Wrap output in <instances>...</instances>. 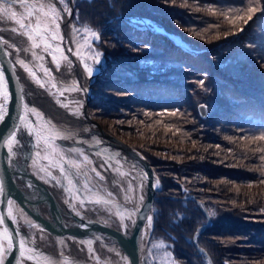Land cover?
Here are the masks:
<instances>
[{
  "label": "trees",
  "instance_id": "16d2710c",
  "mask_svg": "<svg viewBox=\"0 0 264 264\" xmlns=\"http://www.w3.org/2000/svg\"><path fill=\"white\" fill-rule=\"evenodd\" d=\"M75 8L81 25L100 30L104 69L91 114L162 181L153 235L181 264H207L193 242L207 222L199 200L212 225L198 242L215 264H264V0H75ZM140 18L166 33L136 26Z\"/></svg>",
  "mask_w": 264,
  "mask_h": 264
},
{
  "label": "bare ground",
  "instance_id": "6f19581e",
  "mask_svg": "<svg viewBox=\"0 0 264 264\" xmlns=\"http://www.w3.org/2000/svg\"><path fill=\"white\" fill-rule=\"evenodd\" d=\"M31 2L44 5L46 11L55 9V15L58 16L55 41H58L59 31L63 32L65 17L56 2L62 5L66 18H70L72 9L67 4L68 1ZM14 8L17 12L23 11L19 5ZM140 21L147 28L154 26L147 18H140ZM83 25L77 26L71 20L68 24L71 48L66 51L65 48L59 47L58 52L50 50L46 53L43 47L34 48L32 41L18 29L14 21L0 19V39L12 65L6 78L11 92L8 117L0 122V180L5 188L4 196L0 197V214L7 211L4 201L11 199V211L16 217V222L6 216L5 225L14 237L18 229L20 235L27 239L29 246L36 249L33 260H43L47 257L45 259H51L49 264H75L68 263V259L80 260L85 257V264H142L141 252L138 251L136 256L134 254L138 248L141 249L139 214L142 204L136 196L134 179L130 176L131 162L112 156L103 158L79 148L57 147L66 161L75 160L80 164V168L76 169L65 163L66 172L63 174L58 168H50L52 176H55L53 180L51 177L42 178V174L38 172L39 164H46V161L38 160L37 165L33 166L32 161L37 150L32 147L30 138L34 137L22 129L16 133L19 143L13 146L14 155H10L7 150L6 140L9 134L14 127H19L21 95L29 107L49 118L62 120L71 126L80 123L81 108L77 102L81 101L84 92L79 89H84V84H89L96 74H100V67L98 68V64L90 57V49L95 47L98 40L92 36L94 31L88 25ZM154 29L166 33L160 27L155 26ZM174 39L177 40L176 37ZM53 54L57 57L56 61L52 59ZM69 55L80 64V78L73 69ZM41 56L42 60L39 58ZM21 60L35 73V78L19 63ZM85 63L93 68L91 77L87 73ZM36 64H41L43 69H47L53 81L42 79ZM16 78L20 79L21 85ZM36 78L40 83L36 82ZM79 82L83 84L82 88H77ZM53 84L56 85L55 88ZM32 119L35 122V119ZM45 127H49L47 123ZM51 130L57 133L53 127ZM68 136L71 137L70 134ZM66 141L76 143L71 142V139ZM73 149L78 151L74 152ZM81 153L88 157L87 161ZM69 179L72 184L68 183ZM96 190H102L105 195L115 197L120 203H106L103 196L96 194ZM97 200L101 202L97 203ZM74 207L86 217L77 214L73 210ZM129 213H132V219H128ZM121 215L125 216L123 221ZM98 236L101 237L100 240ZM154 244L155 241L151 237L147 248L149 264L153 263L152 249L157 248ZM14 245L16 246L6 260L10 263H15L18 257V238L14 239ZM27 261L24 264H31Z\"/></svg>",
  "mask_w": 264,
  "mask_h": 264
},
{
  "label": "snow or ice",
  "instance_id": "6c2138e0",
  "mask_svg": "<svg viewBox=\"0 0 264 264\" xmlns=\"http://www.w3.org/2000/svg\"><path fill=\"white\" fill-rule=\"evenodd\" d=\"M63 2V0H61ZM15 5H19L22 12H17L14 8ZM256 9L253 7H249L248 12L251 14L255 12ZM7 18L8 20L14 21V23L18 26V29L24 34L27 35L28 38L32 41V45L34 48L43 47L44 52H49L52 50L53 52L59 51V46H57L53 50V45L49 43L51 40H55L57 38L56 28V20L58 16L55 15V9L50 8L49 10H45V6L42 4H37L35 2H31V0H0V19ZM234 20H242L243 16H237L233 18ZM248 19H251V15L248 16ZM231 33L225 32L224 35L227 37ZM198 35V34H197ZM92 36L95 39H99V34L93 32ZM219 35L217 34V37ZM35 55V53H34ZM79 55V53H77ZM102 53L94 52L91 59L96 63H100V58ZM41 60L43 57H39ZM83 59V57H81ZM53 61H56L57 57L55 54L52 55ZM19 63L28 69V65L24 63L23 60L19 61ZM85 68L89 77L93 74V68L90 67L87 63H85ZM45 76H49L50 73L47 69H44ZM31 75L35 78V73L31 72ZM36 82L40 83V80L36 78ZM203 85L204 81L200 82ZM43 86V84H41ZM53 88L56 87L55 84L52 85ZM80 91H85L84 89H79ZM11 101V93L8 89V82L5 78V73L3 69H0V122H3L6 117H8V106ZM21 102V115L18 117L19 127H14L12 129V133L9 134V137L6 140L7 150L10 155H14L13 146L19 143L17 139L16 133L19 130H23L32 137H34V142L37 146V151L35 152V159L32 161L33 166L37 165V161H46L47 163H40L38 166V172L42 174V178L51 177L53 180L55 176H52L50 168H58L60 173H65V163L70 164L72 167L79 169L80 164L75 160H65L62 152L58 150L54 141L59 136L58 133H54L50 127H45V121H43L42 115L35 109L29 107L26 103H24L23 96L20 97ZM80 102H77L79 105ZM147 115V113H146ZM163 115V113H161ZM170 115L175 116L176 112L170 113ZM31 117V118H30ZM35 122H33V119ZM225 139H231L230 137H225ZM247 139V137H244ZM259 139H264V136L259 137ZM219 147V146H217ZM72 151H78L77 149H73ZM83 155V153H81ZM84 160H88L86 155H83ZM264 160V157H261ZM99 175V174H98ZM145 177H141V183L136 187L137 189H142L143 179ZM153 187H159V181L155 177H153ZM69 184H72V180H68ZM87 187V186H86ZM5 188L4 183L0 180V197L4 196ZM143 195L139 196V200L143 201ZM100 203V200L96 201ZM7 211L5 214H0V264H6V260L11 255L14 247V239L18 238V257L17 264H24L25 260L31 261L33 260V256L36 252V249L31 248L28 244L27 239L20 235L19 230L17 229L16 237H14L10 231V229L5 225V218L11 219L14 223L16 222V217L13 215L11 211V207L13 201L11 199H6L4 201ZM83 203V201H81ZM261 211H264L262 209ZM125 219L124 215H121V220ZM128 219H132V213L128 214ZM147 222L151 224L152 216L149 215L146 217ZM135 222L134 220L132 221ZM126 227V225H125Z\"/></svg>",
  "mask_w": 264,
  "mask_h": 264
},
{
  "label": "water",
  "instance_id": "95a60500",
  "mask_svg": "<svg viewBox=\"0 0 264 264\" xmlns=\"http://www.w3.org/2000/svg\"><path fill=\"white\" fill-rule=\"evenodd\" d=\"M56 4L58 8L60 9V11L62 12L63 16L65 17V23L62 25L63 32L59 31L58 41L51 40L50 43L53 45V48L59 46V47L65 48V50L67 51V48H71L70 43H69L68 24L70 23L73 17L74 0H69V5L71 6V9H72L70 18H66V12L63 9L62 5L59 2H56ZM176 38L179 42L183 43L181 38L179 37H176ZM69 52H71V50ZM70 54H72V52ZM68 58L71 61L73 69L79 76L81 72L80 64L73 58V56L71 57L69 55ZM11 67L12 65L9 62V58H8V54L5 49V45L0 39V69H3L5 73V78H7V75H8L7 73L8 71L11 70ZM103 69H104V66L102 64L100 66V73L102 72ZM37 70L42 79L53 81V78L51 75L45 76V72L41 64L40 66H37ZM97 75L98 74H96L92 78L89 84L83 85L82 83L79 82V85L77 86V88H80L81 85H83L84 86L83 88L85 90L83 91L84 93H83V97L81 98V101H79L80 104L78 107L81 108V118H80V123L78 125L71 126L63 122L62 120L56 121L54 118H49L48 116L44 115L42 112L40 111L38 112L42 115L43 121H45L50 128L53 127L57 131V133L59 132L61 133L59 136H57V138L54 141L57 147L79 148V149H83L89 152H93L103 158H108L107 156H112L115 158H121L122 160H128L129 162H131V168H130L131 170L129 171H132L130 172L131 174L130 176L132 177V179H134V187L136 191V196L139 199V196L143 195V198H144L142 202L139 200L140 203L142 204V206L140 207V214H139V219H140L139 233L141 237V249L138 248L134 254L136 256L138 251H140L142 255V258L140 259V261L142 262V264H149L147 248H148L149 240L152 237L154 229H155V201H156L157 193L162 190L163 184L156 170L154 169L152 164L143 155L141 151L129 145L125 141L119 139L115 135L107 132L102 127V125L99 123V121H97L91 114V111L89 109V103L94 98L93 82L95 78L97 77ZM15 80L18 83H20L19 78H16ZM9 92H10V89H9ZM24 103H27V102L25 101ZM200 112L202 116H206L207 115L206 107L203 105L200 106ZM69 134L71 135V137L68 136ZM69 139H71V142L73 141L76 143H69L68 141H66ZM30 143L32 147H34V149L37 150V146L34 142V139L30 138ZM145 174H146V178L143 179L142 189H137L136 186L141 183L140 178L145 177ZM153 177H155L159 181L158 188L153 187V184H154ZM96 191H97L96 194L103 196L104 200H106V203L113 204V205L120 203L118 202L119 200L116 199L115 197H112L110 195H105V193L102 190H96ZM119 195L122 197L121 194ZM199 205L207 219V222L197 228L196 233L193 236V242L197 250L199 251V253H203L205 255L207 264H215L213 259L209 255V253L203 247H201L198 242L199 235H201L206 228L212 225V217H211L209 210L207 209V207L205 206L203 202L199 201ZM73 210L77 214L82 216L83 218L86 217L75 207L73 208ZM140 215H141V218H140ZM149 215L152 216L151 224H149L146 219V217ZM98 237H99L98 239L100 240L101 237L100 236ZM96 238H94V240H96ZM45 258H43V260H31L27 262L31 264H49L48 262H50L51 259L49 258L45 259ZM35 259H37V255ZM74 260L69 261L68 259V263L85 264V257L81 258L80 260L79 259L78 260L74 259ZM24 262H26V260ZM6 264H17V260H15V263L14 262L10 263L6 261Z\"/></svg>",
  "mask_w": 264,
  "mask_h": 264
},
{
  "label": "rangeland",
  "instance_id": "374dc122",
  "mask_svg": "<svg viewBox=\"0 0 264 264\" xmlns=\"http://www.w3.org/2000/svg\"><path fill=\"white\" fill-rule=\"evenodd\" d=\"M67 4L69 5V0H67ZM88 1H92V0H88ZM77 13H79L78 11H76V8H75V0H74V15H73V24L75 23L77 26H82L81 23H80V19L77 15ZM109 18V16L107 17V19ZM133 23L138 26V27H141V28H147V26L143 23H138L137 21ZM83 26H87L86 24L83 25ZM106 26V25H105ZM88 27H90L94 32L98 33L99 34V39H98V42L95 44V47L90 49V57H92L93 53L94 52H99V49H98V44L100 42V30H97L96 28H93L92 25H88ZM151 28L154 29L153 26H150ZM155 30V29H154ZM241 31H244V28H241L240 29ZM236 34H234L233 36H235ZM92 60V59H91ZM93 61V60H92ZM102 61L100 59V63L98 64V68L102 65ZM104 66V65H103ZM99 71V70H98ZM95 97V96H94ZM207 114H208V111H207ZM207 116V115H206ZM205 117V116H203ZM120 139V138H119ZM161 180V179H160ZM162 182V181H161ZM206 206V205H205ZM207 207V206H206ZM208 209V208H207ZM209 210V209H208ZM210 212V211H209ZM212 217V216H211ZM154 233V232H153ZM152 240L155 241V246H157V248H153L152 249V259H153V263L151 262V264H181L177 258L175 257L173 251H172V244L165 240V238H160L158 236H152ZM207 251V250H206Z\"/></svg>",
  "mask_w": 264,
  "mask_h": 264
}]
</instances>
